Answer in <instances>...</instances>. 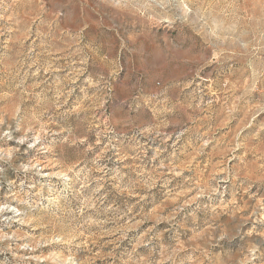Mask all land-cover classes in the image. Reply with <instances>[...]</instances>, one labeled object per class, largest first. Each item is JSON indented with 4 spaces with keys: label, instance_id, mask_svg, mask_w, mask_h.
<instances>
[{
    "label": "rangeland",
    "instance_id": "rangeland-1",
    "mask_svg": "<svg viewBox=\"0 0 264 264\" xmlns=\"http://www.w3.org/2000/svg\"><path fill=\"white\" fill-rule=\"evenodd\" d=\"M0 264H264V0H0Z\"/></svg>",
    "mask_w": 264,
    "mask_h": 264
}]
</instances>
